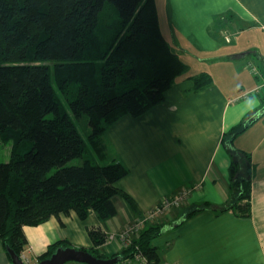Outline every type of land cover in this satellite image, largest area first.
Instances as JSON below:
<instances>
[{
    "label": "trees",
    "instance_id": "1",
    "mask_svg": "<svg viewBox=\"0 0 264 264\" xmlns=\"http://www.w3.org/2000/svg\"><path fill=\"white\" fill-rule=\"evenodd\" d=\"M187 70L162 33L156 0H0V137L14 140L10 160L0 162V240L6 251L21 256L26 250V225L71 211L80 220L94 211L102 221L118 213L116 183L128 170L121 162L85 158L87 143L55 82L65 93L74 88L71 108L77 117L88 116L89 141L101 152V136L110 124L163 102ZM212 82L207 72L193 78L195 90ZM255 119L242 121L223 138L232 162L231 197L222 209L242 216L251 214L253 164L233 141ZM79 157L81 164H69ZM212 208L207 203L182 220ZM165 230L162 224L148 225L130 247L107 254L100 249L106 233L90 227L93 245L80 249L123 259L140 250L159 264L152 244ZM69 246L74 247L67 239L50 244L38 263Z\"/></svg>",
    "mask_w": 264,
    "mask_h": 264
},
{
    "label": "crops",
    "instance_id": "2",
    "mask_svg": "<svg viewBox=\"0 0 264 264\" xmlns=\"http://www.w3.org/2000/svg\"><path fill=\"white\" fill-rule=\"evenodd\" d=\"M156 5L162 33L188 70L163 102L140 116H122L101 136L97 163L121 162L128 170L116 183L118 213L102 221L94 211L85 220L71 211L24 226L33 264L58 240L91 247L88 228L116 233L185 188L192 193L184 205L147 224L165 225L152 244L161 262L264 264V67L256 59L264 58V0H156ZM192 62L203 66L192 70ZM203 72L213 82L195 90L193 78ZM255 116L233 141L253 164L251 214L242 216L222 209L231 197L232 162L223 138ZM207 203L213 208L182 220ZM121 248L118 240L100 247L107 254ZM0 264H12L1 240Z\"/></svg>",
    "mask_w": 264,
    "mask_h": 264
},
{
    "label": "built area",
    "instance_id": "3",
    "mask_svg": "<svg viewBox=\"0 0 264 264\" xmlns=\"http://www.w3.org/2000/svg\"><path fill=\"white\" fill-rule=\"evenodd\" d=\"M229 40V38H227ZM252 72H259L258 69L252 64L248 65ZM247 94H242L240 97H244ZM191 188H185L179 191L177 194L171 197H164L158 205L148 210L142 216L135 218L132 222L124 225L118 232H111L107 235V242L118 240L121 244V249L128 248L132 245L133 241L137 239L147 224L153 222L162 215L168 214L174 208L185 204L190 194ZM21 258L25 263L30 261L27 256L26 250L21 253ZM116 264H155L152 260H149L147 256L140 250H136L131 256L122 259ZM159 264H178L176 262H160Z\"/></svg>",
    "mask_w": 264,
    "mask_h": 264
},
{
    "label": "rangeland",
    "instance_id": "4",
    "mask_svg": "<svg viewBox=\"0 0 264 264\" xmlns=\"http://www.w3.org/2000/svg\"><path fill=\"white\" fill-rule=\"evenodd\" d=\"M257 62L261 61L262 65L264 67V58H257ZM194 64H191V67L194 69H198V67H202L203 65L199 64V63H195L192 62ZM55 87L59 96V99L64 107V109L66 110V112L69 114V116L71 117V119L74 121V123L76 124L79 132L81 133L82 137L84 138V140L87 143V152H86V157L85 158H90L92 159L93 162L97 163L98 162V155H97V151L93 148L91 141H89L88 135L91 132V128L88 122V116L87 115H82L81 117H77L70 105V99L69 97L71 96V93L74 91V88H71L68 93H65L62 91L59 83L56 81L55 82ZM263 87V86H262ZM52 115H50L51 117ZM14 146V140L12 138H1L0 137V162H8L10 160L11 157V153H12V149ZM84 161L83 157H79V158H75L72 161H70L69 164H81ZM107 243V241H106ZM76 248H80L81 246H74ZM26 264H33L32 261L30 260L28 263ZM38 264V261H37ZM74 264H82V263H74Z\"/></svg>",
    "mask_w": 264,
    "mask_h": 264
},
{
    "label": "water",
    "instance_id": "5",
    "mask_svg": "<svg viewBox=\"0 0 264 264\" xmlns=\"http://www.w3.org/2000/svg\"><path fill=\"white\" fill-rule=\"evenodd\" d=\"M7 251L10 255L12 264H26L21 256L13 249L7 247ZM122 259V255H116L108 258L97 257L87 250L69 246L57 248V250L50 257L41 260L38 264H67L69 262L82 264H116Z\"/></svg>",
    "mask_w": 264,
    "mask_h": 264
}]
</instances>
